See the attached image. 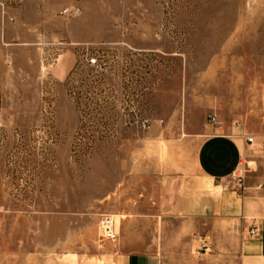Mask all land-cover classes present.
Here are the masks:
<instances>
[{
	"label": "rangeland",
	"instance_id": "rangeland-1",
	"mask_svg": "<svg viewBox=\"0 0 264 264\" xmlns=\"http://www.w3.org/2000/svg\"><path fill=\"white\" fill-rule=\"evenodd\" d=\"M217 130L264 179V0H0V264H103L132 232L188 264L209 245L171 209Z\"/></svg>",
	"mask_w": 264,
	"mask_h": 264
},
{
	"label": "crops",
	"instance_id": "crops-1",
	"mask_svg": "<svg viewBox=\"0 0 264 264\" xmlns=\"http://www.w3.org/2000/svg\"><path fill=\"white\" fill-rule=\"evenodd\" d=\"M233 133L203 135L186 171L184 186L190 188L171 209L183 222L182 235L196 231L202 234V247L209 245L188 264H264V179L249 176L243 187L236 181L248 144ZM254 228L258 234L252 236ZM118 235L115 231L114 239ZM138 238L136 232L122 233L121 246L106 253L103 264H165L162 248L138 249ZM195 246L192 241V251Z\"/></svg>",
	"mask_w": 264,
	"mask_h": 264
},
{
	"label": "built area",
	"instance_id": "built-area-1",
	"mask_svg": "<svg viewBox=\"0 0 264 264\" xmlns=\"http://www.w3.org/2000/svg\"><path fill=\"white\" fill-rule=\"evenodd\" d=\"M13 1H16V0H13ZM80 13V10L79 8H67L63 11V14L65 16H68V17H75V16H78ZM87 63L89 66L91 67H95V66H98L99 65V59L97 56H91L87 59ZM211 121L213 123H216V118L213 116L211 117ZM143 124L145 127L147 126H150L151 122L149 119H145L143 121ZM244 138V140L246 141L247 144H250V145H255V137L252 136V135H249V134H244L242 136ZM241 179H239V182H240ZM102 228H103V232H104V237L106 238H109V239H112L115 237V221L113 219V216H110V215H106L103 220H102ZM252 236H255L258 234L257 232V228H254L251 233H250Z\"/></svg>",
	"mask_w": 264,
	"mask_h": 264
}]
</instances>
